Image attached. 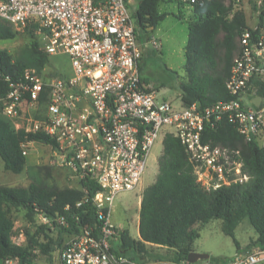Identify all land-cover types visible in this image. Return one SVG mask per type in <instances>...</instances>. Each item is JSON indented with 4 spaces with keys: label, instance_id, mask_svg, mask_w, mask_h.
Masks as SVG:
<instances>
[{
    "label": "built area",
    "instance_id": "1",
    "mask_svg": "<svg viewBox=\"0 0 264 264\" xmlns=\"http://www.w3.org/2000/svg\"><path fill=\"white\" fill-rule=\"evenodd\" d=\"M134 1L140 0H0L1 24H37L45 36L41 48L49 55L66 52L73 67L70 77L52 75L45 80L37 78L36 69H28L0 98L2 113L20 118L25 103L37 111L39 100L27 94L35 96L40 87L47 92L45 116H32L26 130L45 133L57 143L52 147L57 152L55 165L69 170L84 191L65 213L39 214L44 223L64 230L66 237L55 245L59 264H213L140 261L122 252L116 244H122L124 227L113 223V201L140 185L151 148L166 132L181 139L188 160L206 184L220 187L243 180V163L230 161L206 134L230 121L246 142L264 145V21L240 34V51L225 82L231 97L208 105H183L181 100L158 97L142 76L144 42L132 12ZM168 1L193 10L212 0ZM88 178L109 192L108 206L90 196L81 183ZM91 201L97 208L94 220L87 219L83 208ZM4 264L18 263L6 259ZM222 264H264V248L248 247Z\"/></svg>",
    "mask_w": 264,
    "mask_h": 264
},
{
    "label": "trees",
    "instance_id": "2",
    "mask_svg": "<svg viewBox=\"0 0 264 264\" xmlns=\"http://www.w3.org/2000/svg\"><path fill=\"white\" fill-rule=\"evenodd\" d=\"M164 1L166 0L139 1L133 12L138 19L139 28H155L159 25L166 15L160 12ZM231 9L224 0H212L193 9L195 19L189 26L185 51L188 80L176 82L183 105L196 101L208 105L231 97L225 82L235 61L237 37L248 28L244 11L238 10L230 17ZM263 21L264 11L260 15L259 26L263 25ZM25 26L39 29L37 24L26 23ZM20 28L21 24L10 27L0 23V41L15 39ZM220 33H223L222 46L217 40ZM0 61L2 98L7 95L10 83L24 78L28 69H36L37 78L43 76L44 68L50 65V56L41 48L40 42L33 39L14 52L0 50ZM145 80L149 82L148 78ZM261 93L264 94L263 91ZM27 97L39 100V109L33 111L32 115L43 118L48 100L44 87H40L35 96L28 93ZM206 139H211L214 146L234 145L244 140L230 121H224L216 131H208ZM28 143L58 147L45 133L27 131L25 125L15 128L14 121L6 117L1 109L0 156L4 168L15 173L25 170L28 182L0 184V264H4L6 259L26 264L32 257L29 245L17 244L12 239L14 222L11 210H24L29 217L41 213L55 216L57 213H65L67 205L74 208L75 203L84 195L79 182L78 186L59 185L52 164L27 165L25 147ZM163 145L158 177L142 191L139 236L135 237L129 227H124L121 251L140 261L167 259L177 263L184 262L189 252L193 251L189 244L199 237L193 225L198 221L208 223L215 219L223 220V230L233 237L237 245L235 229L247 219L258 235L248 247L263 249L264 145L248 142L246 149L236 154V159L243 163V180L232 181L220 187L210 186L199 178L188 160L183 142L173 132H166ZM81 183L86 185L93 198L103 191L102 186L89 178ZM83 208L88 210L87 219L94 220L97 208L93 201ZM44 228L46 226L41 224L40 229L43 231ZM59 232L63 234L64 230L59 229ZM62 240L60 237L58 243ZM55 244L50 239L42 244L41 250L51 256ZM154 249H166V252H154ZM225 260H216L215 264H222Z\"/></svg>",
    "mask_w": 264,
    "mask_h": 264
},
{
    "label": "rangeland",
    "instance_id": "3",
    "mask_svg": "<svg viewBox=\"0 0 264 264\" xmlns=\"http://www.w3.org/2000/svg\"><path fill=\"white\" fill-rule=\"evenodd\" d=\"M224 2L232 7L230 17L238 10L244 11L249 28L257 26L260 21V15L264 11V0H224ZM137 5V1L132 3V12H134L133 7ZM160 12L166 15L157 27L146 26L145 28H139L140 38L145 43L146 49L140 60V70L142 76L148 78L149 83L157 91L158 97L177 102L181 98L176 82H186L188 80L185 51L189 39V26L195 19L194 12L187 6L168 0L161 4ZM33 39H37L40 42L45 39V36L38 30L21 24L15 39L0 41V50L8 49L14 52L30 43ZM217 40L219 45L222 46L223 33L218 35ZM153 41L157 42L156 45L152 43ZM220 50L222 53L224 52L222 47H220ZM239 51L240 35L237 37L234 60H236ZM49 56L50 65L44 68V80L52 75L57 76L54 75L55 73L62 77H70L73 74L72 59L66 52L57 50ZM1 109L2 106L0 104ZM27 110H30L28 106ZM17 121L19 124L23 123L20 120ZM247 143L242 140L234 145L218 144L216 147L225 153L230 161L237 162L236 154L243 152ZM25 149L27 152V165L37 163L52 164L54 166V175L59 185L78 186L77 178H73L69 170L55 165L57 152L52 146L28 143ZM163 150V140L159 137L151 148L146 171L140 185L134 190L119 193L113 201V223L118 228L129 227L135 237L139 236V209L142 191L156 181L159 174V159L163 154ZM27 182L25 170L20 173L6 170L3 159L0 156V184L14 185ZM94 199L101 206H108L111 201L107 190L98 192ZM10 214L14 222L12 239L17 244L29 245L32 250L29 264H54V261L55 264H59L55 256V249L52 250L51 256H49L43 253L41 247L43 243L48 242L50 239L58 244L59 238L62 237L63 239L66 236L61 234L56 228L44 223L39 215L29 217L24 210H11ZM41 224L46 226L43 231L40 229ZM193 228L199 233V237L189 244L190 248L198 253L209 254L210 258L208 261L213 264H215L216 260H225L248 248L258 236L247 219L243 220L235 229L238 245L233 237L223 230L222 219H215L208 223L198 221L193 225ZM120 246L121 244L118 242L116 248H120ZM154 252L165 253L166 249H154ZM140 255L144 256L143 253H140Z\"/></svg>",
    "mask_w": 264,
    "mask_h": 264
},
{
    "label": "crops",
    "instance_id": "4",
    "mask_svg": "<svg viewBox=\"0 0 264 264\" xmlns=\"http://www.w3.org/2000/svg\"><path fill=\"white\" fill-rule=\"evenodd\" d=\"M27 106L28 105L26 103L23 104L22 115H21L20 118H10V119H12L14 121L15 128H19L21 125H25V127H28L30 125V123H31V117L33 116L32 115V112L34 110H32L31 108H29L30 110H27ZM17 120H20L23 123L19 124V122Z\"/></svg>",
    "mask_w": 264,
    "mask_h": 264
},
{
    "label": "water",
    "instance_id": "5",
    "mask_svg": "<svg viewBox=\"0 0 264 264\" xmlns=\"http://www.w3.org/2000/svg\"><path fill=\"white\" fill-rule=\"evenodd\" d=\"M258 100L260 97L257 98ZM210 258V255L207 253H198L195 251H190L187 256V261L190 263H197L201 260H208Z\"/></svg>",
    "mask_w": 264,
    "mask_h": 264
},
{
    "label": "flooded vegetation",
    "instance_id": "6",
    "mask_svg": "<svg viewBox=\"0 0 264 264\" xmlns=\"http://www.w3.org/2000/svg\"><path fill=\"white\" fill-rule=\"evenodd\" d=\"M145 43L142 45V56H143V54H144V51H146V49H145ZM142 56H141V58H142ZM141 60V59H140Z\"/></svg>",
    "mask_w": 264,
    "mask_h": 264
}]
</instances>
